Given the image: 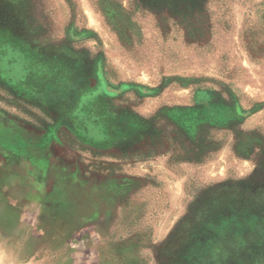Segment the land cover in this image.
<instances>
[{
  "label": "rangeland",
  "instance_id": "374dc122",
  "mask_svg": "<svg viewBox=\"0 0 264 264\" xmlns=\"http://www.w3.org/2000/svg\"><path fill=\"white\" fill-rule=\"evenodd\" d=\"M0 264H264V0H0Z\"/></svg>",
  "mask_w": 264,
  "mask_h": 264
}]
</instances>
